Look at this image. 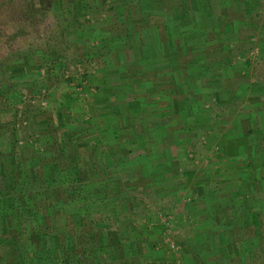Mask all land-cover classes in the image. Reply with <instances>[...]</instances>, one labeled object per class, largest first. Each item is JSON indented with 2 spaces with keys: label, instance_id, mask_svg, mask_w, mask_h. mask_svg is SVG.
<instances>
[{
  "label": "rangeland",
  "instance_id": "374dc122",
  "mask_svg": "<svg viewBox=\"0 0 264 264\" xmlns=\"http://www.w3.org/2000/svg\"><path fill=\"white\" fill-rule=\"evenodd\" d=\"M34 1L43 14L29 20L30 0H0V126L7 129L0 132L1 159L9 157L8 130L19 139L25 162L32 146L51 149L57 127L61 136H73L71 145L84 157L90 180L101 181L94 188L98 195L86 201L76 198L66 213L76 214L83 206L81 211L88 210L98 224L119 228L122 238L130 236L123 239L124 253L137 252L135 245L144 241L145 233L157 240L161 227L152 230L162 223L167 225L163 239L177 256L175 264H264V226L260 235L245 232L249 236L238 248L216 249L217 238H226L229 228L254 229L253 212H261L264 224L263 156L257 152L252 181L244 179L249 171L218 155L224 133H247L248 115L256 121L260 114L255 106L264 110V0H205L207 15L200 14L204 4L195 7L194 0ZM227 4L229 19L221 14ZM237 10H245L243 16ZM34 23L38 29L30 32L27 27ZM181 38L187 42L182 46ZM207 46L218 47L210 51ZM69 76L74 79L66 80ZM227 86L238 89L239 100L253 109L232 114ZM159 117H166L163 124L156 122ZM254 123L259 149L264 139ZM65 146L71 147L68 140ZM67 178L75 182L72 169ZM190 192L198 194L197 210H191V203L184 211V201L177 197L185 194L188 201ZM203 194L210 198L201 199ZM115 199L123 205L112 212ZM66 213L54 219V227L73 231ZM190 221L198 223L196 228ZM11 232L15 238L17 231ZM223 249L232 253V260L222 256ZM111 254L109 247L104 257Z\"/></svg>",
  "mask_w": 264,
  "mask_h": 264
},
{
  "label": "trees",
  "instance_id": "16d2710c",
  "mask_svg": "<svg viewBox=\"0 0 264 264\" xmlns=\"http://www.w3.org/2000/svg\"><path fill=\"white\" fill-rule=\"evenodd\" d=\"M204 1L205 0H194V5L196 7L198 3L197 7L199 8L204 4V9L201 7L202 10L200 14L204 13L207 15L210 13V7L207 3L205 5ZM37 4L38 3L34 0H30V2L27 3L26 12H28L30 17L29 20H35L36 14H43L41 7L39 5L37 6ZM248 6L247 3V7ZM244 7L246 8V6H243V9ZM33 9L35 12H30ZM222 9L221 14L227 19L228 14L231 13L230 5L227 4L222 7ZM193 10L196 9L193 8ZM189 11L191 12V10ZM244 11L237 10L236 13L243 16L242 13ZM27 28L31 30L30 32L38 29L36 23L28 25ZM171 30L173 38H177L175 36V27L173 26ZM215 31L217 32V30ZM60 32L63 34V38H65L64 32ZM20 33L26 35L23 32ZM182 38L180 39V42H183L181 46L187 43ZM208 40L210 39L208 38ZM177 44L178 43H175L174 45L178 46ZM209 47L210 46H207V50L210 49ZM216 47H212L210 51H212V49L215 51ZM176 53L179 56V60L185 64L186 60L183 59L181 50L179 49ZM197 55H200V53L193 56V63L197 60ZM179 60L177 58V62H179ZM156 72L159 74V71ZM146 75L148 74L146 73ZM73 79L74 78L70 76L66 78V80L69 81ZM147 79H149V77ZM230 79L231 77H228L226 80ZM236 81L240 82V79ZM226 91L232 104L230 107L232 109V114L241 115L244 109H253L251 103L245 106L246 102L244 103V100H239L240 98L237 93L238 89L233 91L232 88L227 86ZM258 99L260 98H254V100L259 101ZM255 108L258 114H260V117L254 121L252 120L253 116L248 112L250 113L248 115V124L250 127L247 133L232 134L227 131L218 142L219 157L221 159H226L228 162L233 160L236 166L238 164V169L249 171V177L246 176L244 179L252 181L256 179L254 175L256 172L255 170L258 169L255 167L258 151L263 156L262 164H264V146L260 143L259 149L256 148L257 143L255 140L257 141L256 138L258 137L253 133L254 122H256V128L262 131L261 135L264 139V126L262 125L264 122V110L262 109V105L255 106ZM161 118H163V120ZM157 119L156 122L158 124H163L166 117H159ZM53 125L54 123L51 124V126ZM3 126H0V132L5 129ZM58 129L59 128L54 127L55 131ZM55 131L52 133L53 142L51 143L50 150L46 148V146L43 149L32 146V152L26 157L29 167L24 166L23 163H26V161L24 162L21 159V154L23 155V152L22 149L20 151L19 139L15 137L11 130L7 131L8 135L6 136V140L8 143L7 150L9 151V157H4V160L8 159V163L1 159L2 156L0 154V264H143L142 259L149 260L151 262L150 264H175L177 262L175 250H171L163 239V229L165 230V228H167L166 224L158 223V226H154L153 232L161 227L157 240H150V238L146 237L147 234L144 232L146 235L144 236V241L139 240L135 245L137 252H139H135L133 255L129 253V255L124 253L126 247L124 246L125 243L123 239H128L130 236L122 238V232L119 228H106L104 225L98 224L97 220L90 215L88 210L87 212L81 211L83 210V206L78 208L76 214L74 212H70L72 214L66 213L65 208L72 204V202H76L75 200L82 199L86 201L98 195L94 188L99 186L101 181L96 183L92 181L93 179L90 180L87 167L82 162V158L84 157H82L76 144L71 145L73 136L67 132L61 136ZM67 140L71 146L69 149H66L65 146V141ZM239 160L241 162H238ZM38 166L40 168H37ZM27 168L32 172L27 170ZM31 168H34V170ZM134 168H136V165L132 164L131 169L134 170ZM70 169L75 173V182L69 181L67 178ZM43 174L45 175L41 180L40 177L43 176ZM260 181L263 183V178L258 177V182L260 183ZM67 182L74 187H66L67 185L65 186V184H67ZM194 182L201 183L202 181L196 179ZM180 184H182V181ZM103 185L106 186L109 185V183L106 182V184ZM254 185H256L255 182L251 183L250 188ZM239 194H241V191H237L236 195ZM115 198H117V195ZM177 200H181V197H177ZM122 203L123 201L115 199L111 207L112 212H117L118 207L123 205ZM186 204L187 202H184L182 207ZM73 206L75 205H72V207ZM76 206H78L77 203ZM133 206L137 207V205ZM183 210L185 211V207H183ZM63 211L66 213L67 226L74 224L75 229H73V231L71 230L72 228L56 229V227H54V219ZM186 211H189V209H186ZM260 213V211L253 212L252 220L254 229H251V231L245 228H239L237 231H233V228H229L226 231L227 236L224 239L228 242L227 249H231L233 246L238 248L237 243L241 242L240 240L247 239L246 237L251 233H253L252 235L254 236L255 234L260 235L262 233L261 230L264 224L260 219ZM75 215H79L80 218L76 219ZM189 224L194 225L195 223L190 221ZM197 224H195V228ZM23 227L25 228V231L23 229L24 232H22ZM13 229L17 231V236L15 238H11V231ZM245 232H249V235L246 233L247 236H245ZM140 233L142 232L140 231ZM224 239L221 240L224 242ZM198 241L200 242V240ZM55 242H57V244H55ZM181 245L183 246L182 250L185 252L186 246L184 248V245ZM109 247H112V254L109 259H106L104 255L106 249ZM167 248L173 252L168 253ZM225 249H223L222 256L231 259L232 256L230 255H232V253ZM146 251L149 253L144 255ZM115 252L117 256L113 254ZM31 254L33 255L31 256ZM251 254H253L254 258L256 257V251ZM234 255L236 256L239 254ZM15 256L17 261L15 258L13 259ZM88 257H93L94 260L88 261ZM257 263L256 260H253L250 264Z\"/></svg>",
  "mask_w": 264,
  "mask_h": 264
},
{
  "label": "crops",
  "instance_id": "0c3cea01",
  "mask_svg": "<svg viewBox=\"0 0 264 264\" xmlns=\"http://www.w3.org/2000/svg\"><path fill=\"white\" fill-rule=\"evenodd\" d=\"M233 161V160H232ZM190 180V179H189ZM188 180V181H189ZM192 180V182L194 181V179H191ZM195 191V190H194ZM219 192V191H218ZM218 192L216 193V195L218 194ZM189 193V192H188ZM188 193H187V195H188ZM191 194H189L188 195V198H190L188 201H187V199H185V194L184 195H182V198H181V200H183L184 202H187V205L188 204H190L191 205V203H192V205H191V207H192V209L191 210H197L196 208H197V204L195 203L196 202V200H198V198L196 199V196L198 195V194H195L196 192H194V193H192V192H190ZM183 194V193H182ZM207 195H208V193H207ZM207 195H202V198L201 199H206L207 197L208 198H210V195L209 196H207ZM191 200H193L192 202H190ZM188 202H190V203H188ZM196 205V207H194ZM189 209V208H188ZM219 209V207H217V210ZM204 210V209H203ZM219 212L221 211V209L220 210H218ZM189 215H191L192 213H190V209H189V211L187 212ZM195 215V214H194ZM221 215V214H220ZM224 223H222L221 224V226H220V229H219V231L220 230H222V226H225V224L223 225ZM220 225V224H219ZM199 227L200 228H204L205 227V223H201V224H199ZM225 228H228V227H225ZM205 229H203L202 231H204ZM203 234H205V232H202ZM206 241H207V239H205V237H204V244H205V247H206V245H207V243H206ZM200 242H202V241H200ZM216 243L218 244L217 245V248L216 249H218L217 251H219V248H221L222 247V244L223 245H225L226 247H227V244H228V242L226 241V239H224V242L219 238H217V240H216ZM216 245V244H215ZM203 250H204V245H203V248H202ZM227 249V248H226ZM207 253H210V251H208Z\"/></svg>",
  "mask_w": 264,
  "mask_h": 264
},
{
  "label": "built area",
  "instance_id": "2783aa9c",
  "mask_svg": "<svg viewBox=\"0 0 264 264\" xmlns=\"http://www.w3.org/2000/svg\"><path fill=\"white\" fill-rule=\"evenodd\" d=\"M170 245L173 249H177L176 244L174 242H172Z\"/></svg>",
  "mask_w": 264,
  "mask_h": 264
}]
</instances>
